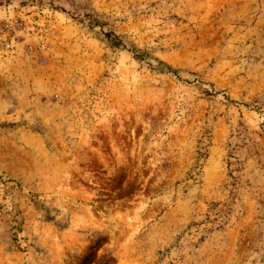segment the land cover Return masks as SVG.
Masks as SVG:
<instances>
[{
	"label": "rangeland",
	"instance_id": "rangeland-1",
	"mask_svg": "<svg viewBox=\"0 0 264 264\" xmlns=\"http://www.w3.org/2000/svg\"><path fill=\"white\" fill-rule=\"evenodd\" d=\"M0 264H264V0H0Z\"/></svg>",
	"mask_w": 264,
	"mask_h": 264
}]
</instances>
